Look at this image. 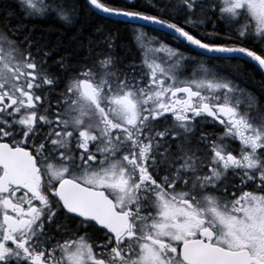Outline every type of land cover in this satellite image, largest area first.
<instances>
[{"label":"snow or ice","instance_id":"obj_1","mask_svg":"<svg viewBox=\"0 0 264 264\" xmlns=\"http://www.w3.org/2000/svg\"><path fill=\"white\" fill-rule=\"evenodd\" d=\"M246 66L264 0H0V264H264Z\"/></svg>","mask_w":264,"mask_h":264},{"label":"trees","instance_id":"obj_2","mask_svg":"<svg viewBox=\"0 0 264 264\" xmlns=\"http://www.w3.org/2000/svg\"><path fill=\"white\" fill-rule=\"evenodd\" d=\"M117 2L122 3L123 0H117ZM40 27L46 29L48 27V25L45 24V25H41ZM119 27L121 28V31L123 33L124 32L123 25H120ZM166 38H171V37L169 36V37H166ZM51 39L55 40V35H53L51 37ZM123 39H124V42L126 44L130 43V37L126 33H125ZM132 52H133V55H137L135 53L134 47L132 48ZM245 73H246V75H245L244 79H245L246 83L250 87L253 88L252 90H259V87H260L261 83L263 82V78L261 76H258L257 72L251 66H246L245 67Z\"/></svg>","mask_w":264,"mask_h":264},{"label":"flooded vegetation","instance_id":"obj_3","mask_svg":"<svg viewBox=\"0 0 264 264\" xmlns=\"http://www.w3.org/2000/svg\"><path fill=\"white\" fill-rule=\"evenodd\" d=\"M166 40H167V42L169 43V44H171L172 46H177V44L179 43V42H177V41H174V40H172V38H166ZM180 47H181V50H184V46L183 45H180ZM189 55H194V53H188ZM256 72H257V74H258V76H261L262 78H263V82H264V73H262L260 70H258L257 68H255V67H253V66H251ZM247 86H248V88L249 89H253L252 87H250L248 84H247ZM255 88V87H254Z\"/></svg>","mask_w":264,"mask_h":264}]
</instances>
